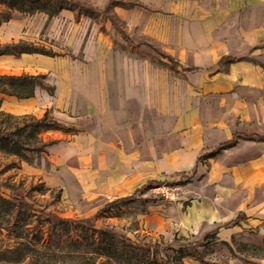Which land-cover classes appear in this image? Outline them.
<instances>
[{
  "label": "rangeland",
  "instance_id": "obj_1",
  "mask_svg": "<svg viewBox=\"0 0 264 264\" xmlns=\"http://www.w3.org/2000/svg\"><path fill=\"white\" fill-rule=\"evenodd\" d=\"M87 1L103 8L110 0ZM146 1L114 0L118 6L91 16L75 8L51 18L13 12L0 25L1 45L52 54L20 66L4 55L0 74H43L56 88L65 72L75 89L102 76L104 108L129 109L141 129L129 138L107 133L108 142L83 152L95 125L79 116L75 135L40 134L55 141L45 152L0 153V248L20 243L25 255L10 264H136L95 230L60 223L90 217L97 228L151 245L144 264H264V141L250 137L264 134V41L248 17L129 8L168 0ZM109 15L132 42L206 70L188 75L148 47L128 45ZM226 54L247 61L215 64ZM43 110L0 94V112L38 118ZM230 136L234 146L212 153ZM115 199L124 202L95 216ZM239 212L245 219L235 222ZM192 250L200 257L188 256Z\"/></svg>",
  "mask_w": 264,
  "mask_h": 264
},
{
  "label": "trees",
  "instance_id": "obj_2",
  "mask_svg": "<svg viewBox=\"0 0 264 264\" xmlns=\"http://www.w3.org/2000/svg\"><path fill=\"white\" fill-rule=\"evenodd\" d=\"M110 0L103 8H97L87 0H0V25L10 20L13 12H19L22 14L32 15L37 12H42L51 18L57 15L62 10H79L80 13L86 16L94 14H100L105 12L111 7H116L118 4ZM140 6L139 3L131 4L130 7ZM75 8V9H74ZM112 27L120 35L122 40L128 44L140 46L145 45L153 52L158 54L161 58L167 60L173 67H179L183 71L189 73L196 72L197 68H183L178 64L172 56L164 52L159 47L152 44L139 41L132 42L128 35L124 32L122 27L118 24L115 17L112 15L107 16ZM21 54H42L52 55L43 48H38L33 45L25 43L16 44H0V56L12 55L20 56ZM44 75H6L0 74V94L4 96L14 97L16 99H29L34 96L36 88L44 89L49 94H52L53 87L44 82ZM49 130L70 131L69 128H65L61 124L52 120L48 113L45 112L42 117L35 118L32 116H13L0 112V153L4 156L25 157V152H45V148L51 145L53 142H43L40 138V134ZM258 140L263 141V136H257ZM233 139L223 142L217 145L212 153H217L222 149L231 146ZM137 190H135L136 192ZM124 202L123 199H115L102 206L100 210L95 214H102L106 209L120 205ZM6 203V200L0 196V205ZM245 215L239 212L235 217V222L244 220ZM60 223H73L76 226L90 228L103 235L115 246L117 251H126L128 255L136 257V264H144L149 259V254L152 255L153 249L149 244H140L130 241L128 238L122 235H118L112 230L104 228H97L93 223V217L79 220L60 219ZM74 245H79L78 242H72ZM245 247V245H242ZM21 244H14L11 246H5L0 248V263L10 264L18 263L24 257V253L21 251ZM192 257H200L194 250L187 254ZM87 264H93L88 262Z\"/></svg>",
  "mask_w": 264,
  "mask_h": 264
},
{
  "label": "crops",
  "instance_id": "obj_3",
  "mask_svg": "<svg viewBox=\"0 0 264 264\" xmlns=\"http://www.w3.org/2000/svg\"><path fill=\"white\" fill-rule=\"evenodd\" d=\"M144 2H146L147 4L146 0H144ZM137 3H139L140 5L144 7H140V6H133V7H140L146 12L150 11L148 9L149 7H156L154 8V10H152L153 12H226L225 13L226 17L227 16L229 17L241 16L242 18L248 17L247 22L243 19V24L246 22L247 24L250 23L252 25L253 24L256 25V29L260 33L261 40L264 41V0H168L166 4L154 3L152 4V6H148V7H146L141 2H137ZM129 8H132V7H129ZM128 45L135 46L131 44H128ZM140 46H143V45H140ZM0 57H8V56L3 55ZM15 59H18V62H17L18 66L28 63V62H33V61H37L40 63L50 62V58L46 56H42L40 54H22L19 57H16ZM243 61H247L245 57H242V56L237 57L232 54H226V55L220 56L217 59L215 64H224V63L235 64V63H239ZM262 61L264 62V58H262ZM176 62L180 64L178 61ZM180 65L183 68L190 67V68L198 69L196 72L189 73L177 67L181 72L186 73L188 75H192V74L201 72L203 70H206L196 65H193V66H183L182 64ZM209 69L210 68H208V70ZM22 74L43 75V74H30L26 72H22L20 74H6V75H22ZM86 77H87L86 78L87 83L85 85L84 84L82 85L83 88L75 89L71 87V83H69L70 82L69 80L71 78L65 72L60 74V78H59L60 81L58 82L56 88L52 84L47 83V79L45 76L44 82L48 84L49 86L53 87L52 94H49L44 89L36 88L34 91V96L32 98L17 99V100H20L22 102H32L34 109L39 108V107L44 108L42 115L45 112L49 113V111H52L53 112L52 114L55 118L54 119L51 118V119L61 124L65 128H69L70 130V131H59V130L45 131V132H55L56 133L55 135H58L57 132L60 133L61 135H67V136L75 135L77 133L75 126L78 125L77 118L79 116L80 117L82 116L81 119H86V120L92 119L93 120L92 123H94L95 126H92L91 128V133H90L91 137L85 140L82 139L81 137L82 139L81 143L82 145L85 146L84 148L83 147L81 148L83 152L91 151L94 146H96V148L99 149L102 144H105L106 142H108L107 140H103V139H106L105 135L107 133L116 135L118 132H121V135H124V136L126 135L129 138V136L133 135L132 132L134 130L136 129L138 131L141 130L137 128L136 123L135 124L133 123L132 115L130 114L129 109L127 111L121 112V111L116 110L114 112L113 110L110 111L109 109L104 108L106 88H104L102 76L101 78H93V77H98V76H93V75L86 76ZM5 97L14 98V97H9V96H5ZM78 100H80L81 103L83 102L84 104L80 108L77 107L76 105ZM136 102L137 100L135 99V100L130 101L129 104L131 105L132 103V105H134V103ZM143 106L144 105H142V108ZM263 135L264 134L262 135L254 134L250 137H254L256 138L257 141L263 142L264 140L261 141V140H258L257 138V136H263ZM230 139H231V136H230ZM225 141H228V139ZM48 142H53L49 146H52L55 143V141L53 140H50ZM223 142L216 144L211 149V151H213L217 145ZM235 143H236V140H233V143L231 146L225 149H222L215 154H218L224 150H227L228 148L234 146ZM87 146H91V147L88 148Z\"/></svg>",
  "mask_w": 264,
  "mask_h": 264
}]
</instances>
